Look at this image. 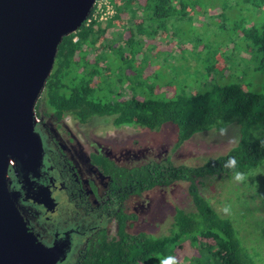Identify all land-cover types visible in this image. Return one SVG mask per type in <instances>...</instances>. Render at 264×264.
<instances>
[{
    "label": "trees",
    "instance_id": "1",
    "mask_svg": "<svg viewBox=\"0 0 264 264\" xmlns=\"http://www.w3.org/2000/svg\"><path fill=\"white\" fill-rule=\"evenodd\" d=\"M196 1L108 0L113 14L104 28L95 21L83 22L74 33L61 39L50 74L34 106L37 117L41 115L40 111L57 119L69 115L80 125L94 118H109L114 127L137 126L148 131H158L168 124L176 131L175 147L195 134L212 129L221 131L228 125L236 126L238 139L223 155L206 160L199 167L175 165L169 158H163L126 169L115 166L101 155L92 156L94 164L101 166L111 178L112 190L118 200L186 182L194 210L185 212L176 208L168 234L163 236L142 231L127 232L125 223L134 217L119 211L113 217L114 236L98 231L76 257L58 264H167L172 252L187 240L199 254L195 264H258L254 257L256 252L246 247L233 218L220 217L209 201L199 194L197 186L205 179L245 176L264 163V85L261 92L252 93L240 84L213 80L203 92L179 90L169 98H141L138 89L129 91V96L110 100L100 101L91 96L98 86L94 53L100 44L96 45V41L107 30L116 27L117 31L132 33V26L124 23L129 17L136 21L156 19L163 26L177 10L194 11L193 6L184 4ZM244 1L248 3V0ZM263 2L261 0L259 5ZM250 4L257 5L256 2ZM253 29H241V34L258 56V64L264 66V24L260 26L261 32ZM130 33L126 41L133 39ZM89 64L92 66L88 67ZM212 68L211 64L204 72L208 74ZM104 69H107L106 65ZM134 86L137 88L142 84ZM142 91L140 89V93ZM252 224L249 235L259 239L264 246V216ZM247 226L250 229L249 224Z\"/></svg>",
    "mask_w": 264,
    "mask_h": 264
},
{
    "label": "rangeland",
    "instance_id": "2",
    "mask_svg": "<svg viewBox=\"0 0 264 264\" xmlns=\"http://www.w3.org/2000/svg\"><path fill=\"white\" fill-rule=\"evenodd\" d=\"M247 2H186V7L193 6L195 10L189 13L185 9L177 10L163 26L152 18L141 21L130 17L125 19L124 23L132 26V33L117 31L114 27L96 41V45L101 46L96 47L94 53L99 75L95 80L98 86L91 96L100 101L110 100L129 96V91L138 89L141 98H169L179 90L203 92L213 80L222 84L237 83L252 93L261 92L264 66L258 64V56L243 39L241 29L251 31L254 28L261 32L264 2L260 5L261 0ZM254 2L257 5L250 6ZM93 9L100 15L113 11L108 0H95ZM106 21H99L101 28ZM137 23L142 24L137 26ZM129 33L133 34L132 41H126ZM211 64L213 68L207 74L204 68ZM105 65L107 69H104ZM136 83L142 86L136 88ZM147 89L149 92L145 91ZM35 118L36 123L38 117ZM43 123L50 134H57L58 141L66 142L71 134L85 155L89 142L125 166H139L148 161L169 158L175 165L199 167L206 160L223 155L238 139L234 125H228L221 131L212 129L195 134L175 147L176 131L168 124L158 131H148L137 126L114 127L109 118H94L80 125L68 115L64 121L67 131L64 132L60 125L50 121L47 116L43 117ZM69 143L74 145L72 140ZM262 169L264 163L245 176L205 179L202 185L197 186L199 194L209 201L211 208L220 217L233 218L246 247L256 252L254 257L258 264H264V246L259 239L250 236L248 231L252 232V223L260 221L264 216ZM126 208L134 215L130 230L153 236L168 234L176 208L185 212L194 210L186 182H176L169 187L155 188L133 197L127 202ZM189 242L187 240L179 249H175L167 264H195L199 254Z\"/></svg>",
    "mask_w": 264,
    "mask_h": 264
},
{
    "label": "water",
    "instance_id": "3",
    "mask_svg": "<svg viewBox=\"0 0 264 264\" xmlns=\"http://www.w3.org/2000/svg\"><path fill=\"white\" fill-rule=\"evenodd\" d=\"M95 0H0V264H57L68 240L47 247L28 231L18 210V192L5 172L38 178L43 148L34 130V106L53 66L61 39L85 21ZM13 165L6 167V159ZM5 173V174H6ZM30 178V180H29ZM53 180L28 200L51 210Z\"/></svg>",
    "mask_w": 264,
    "mask_h": 264
},
{
    "label": "flooded vegetation",
    "instance_id": "4",
    "mask_svg": "<svg viewBox=\"0 0 264 264\" xmlns=\"http://www.w3.org/2000/svg\"><path fill=\"white\" fill-rule=\"evenodd\" d=\"M42 115L38 117L34 125L43 148L40 175L33 179L34 183H30V178V181H26L21 173L14 174L10 170L9 189L18 192V210L28 231L39 242L49 247L54 242L68 240L66 257L62 262L64 263L76 257L98 231L103 230L109 237L114 236L116 230L114 214L121 211L127 217H134L127 211L126 204L133 197L143 193L128 195L118 200L112 190L111 178L101 166L94 164L92 156L101 155L120 168L129 169L134 166L117 163L109 153L103 152L97 145L89 142L88 152L85 155L71 134L66 142L58 141L57 134L54 132L50 134L43 123V117L47 116L50 121L60 125V129L66 132L64 121L68 115L62 119H57L51 114ZM70 139L74 145L69 143ZM49 180L54 182L50 198L55 207L46 210L28 199L34 195L32 193L36 191L37 186H46ZM133 219L125 223L126 231L129 233H133L130 230Z\"/></svg>",
    "mask_w": 264,
    "mask_h": 264
},
{
    "label": "built area",
    "instance_id": "5",
    "mask_svg": "<svg viewBox=\"0 0 264 264\" xmlns=\"http://www.w3.org/2000/svg\"><path fill=\"white\" fill-rule=\"evenodd\" d=\"M93 5H94V3H93ZM93 5H92V8H91V10H90V12L88 13V15H87V17H86V19H85V24H89L90 22H92V21H95V22H97V23H99V21H101V20H107L108 18H110V16H112V14H113V11H110V12H108V13H104V14H102V15H105V17H103L102 15H100L99 13H96V12H91L92 11V9H93Z\"/></svg>",
    "mask_w": 264,
    "mask_h": 264
},
{
    "label": "bare ground",
    "instance_id": "6",
    "mask_svg": "<svg viewBox=\"0 0 264 264\" xmlns=\"http://www.w3.org/2000/svg\"><path fill=\"white\" fill-rule=\"evenodd\" d=\"M5 163H6V167H9L10 165H13V162H12V160L10 158H7ZM3 172H4V177H6V180L8 181L7 174H8L9 171L6 173L5 172V167H4Z\"/></svg>",
    "mask_w": 264,
    "mask_h": 264
},
{
    "label": "crops",
    "instance_id": "7",
    "mask_svg": "<svg viewBox=\"0 0 264 264\" xmlns=\"http://www.w3.org/2000/svg\"><path fill=\"white\" fill-rule=\"evenodd\" d=\"M105 27V26H104ZM104 27H102V28H104Z\"/></svg>",
    "mask_w": 264,
    "mask_h": 264
}]
</instances>
